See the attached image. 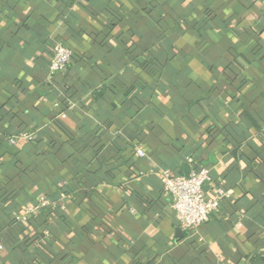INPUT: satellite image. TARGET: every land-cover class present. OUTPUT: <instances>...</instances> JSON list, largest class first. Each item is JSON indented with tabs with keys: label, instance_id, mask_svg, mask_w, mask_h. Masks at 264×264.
<instances>
[{
	"label": "crops",
	"instance_id": "crops-1",
	"mask_svg": "<svg viewBox=\"0 0 264 264\" xmlns=\"http://www.w3.org/2000/svg\"><path fill=\"white\" fill-rule=\"evenodd\" d=\"M55 42L73 59L50 80ZM186 158L210 171L208 198L227 195L193 233L160 177L187 174ZM251 261L264 0H0V264Z\"/></svg>",
	"mask_w": 264,
	"mask_h": 264
},
{
	"label": "built area",
	"instance_id": "built-area-1",
	"mask_svg": "<svg viewBox=\"0 0 264 264\" xmlns=\"http://www.w3.org/2000/svg\"><path fill=\"white\" fill-rule=\"evenodd\" d=\"M50 62L48 67V79L62 73L73 59V51L66 45L55 42L50 47ZM58 108L57 105H55ZM61 119L65 118L60 114ZM25 138L29 136L23 135ZM14 144V140H10ZM139 157H144L142 151L137 150ZM189 171L185 175L175 176L169 170H163L160 174L164 192L169 196L171 207L177 218L179 227L189 233L208 223L211 217L218 211L221 201L227 195L220 189L208 198L205 193V185L210 180V171L207 168H196L191 158L185 160ZM49 205L44 198L39 199L35 207L28 209L27 214L33 215L39 208ZM25 217H23V220Z\"/></svg>",
	"mask_w": 264,
	"mask_h": 264
},
{
	"label": "trees",
	"instance_id": "trees-1",
	"mask_svg": "<svg viewBox=\"0 0 264 264\" xmlns=\"http://www.w3.org/2000/svg\"><path fill=\"white\" fill-rule=\"evenodd\" d=\"M60 126V125H59ZM58 126V127H59ZM60 129H61V127H60ZM215 130H217L216 131V133H219V135H221L223 138H226V134H225V132L221 129V128H219V129H217V128H214V127H210L209 128V134L211 133V134H213L214 132H215ZM208 134V133H207ZM186 160V159H185ZM194 161V160H193ZM194 163H195V167L197 168H205V167H203V166H200L199 165V163H197L196 161H194ZM27 170V169H26ZM26 172V171H25ZM87 194H89V192L87 193ZM59 216V221H61L62 219H63V216H60V215H58ZM255 263H257V262H255V261H251L250 262V264H255Z\"/></svg>",
	"mask_w": 264,
	"mask_h": 264
}]
</instances>
